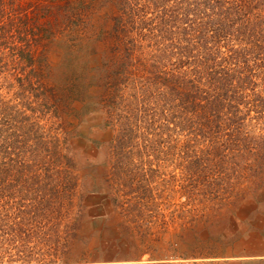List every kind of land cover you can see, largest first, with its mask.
<instances>
[{
  "label": "trees",
  "instance_id": "trees-1",
  "mask_svg": "<svg viewBox=\"0 0 264 264\" xmlns=\"http://www.w3.org/2000/svg\"><path fill=\"white\" fill-rule=\"evenodd\" d=\"M65 1L0 0V264H264V0H116L102 74L57 93L47 44L87 21ZM105 129L88 184L74 140ZM237 220L244 253L194 251Z\"/></svg>",
  "mask_w": 264,
  "mask_h": 264
},
{
  "label": "rangeland",
  "instance_id": "rangeland-1",
  "mask_svg": "<svg viewBox=\"0 0 264 264\" xmlns=\"http://www.w3.org/2000/svg\"><path fill=\"white\" fill-rule=\"evenodd\" d=\"M64 2L65 0H59ZM66 2V1H65ZM64 2V3H65ZM72 13H77L80 7H84V14L86 18L85 27L76 33H66V37H58L56 40L47 44V55L50 63L49 76L47 78V87L54 88L57 93H61L60 90L66 85H76L77 82H83L78 84L93 83L91 77L100 76L103 71L97 70L99 65L102 64L103 59L109 56V40L103 38L101 34L109 32L112 26L111 18L116 11V0H70ZM48 0H17V4L20 7H33L35 11L41 9ZM83 3V6H81ZM68 4V3H67ZM54 6V10L56 9ZM11 12V8L9 9ZM56 12L58 9L55 10ZM22 28V26H21ZM14 35L18 36L17 32ZM41 50V47L38 51ZM75 110L80 109V102L74 103ZM74 123L75 117L71 118L68 123ZM69 123V124H70ZM88 123V122H86ZM86 124L84 131L89 133L91 128ZM72 129V126H69ZM111 129L105 130H93L87 138H77L74 140L76 149L79 153V159L82 164V175L85 181L89 184L92 180H96L105 175V167L96 166L91 168L87 166V158L92 157L94 161H97L99 165L102 162L103 156H100L101 150L98 148L96 141L104 143V147H108V144L113 136ZM103 145V144H102ZM101 157V158H100ZM264 199V194L262 195ZM256 198L249 196V198L242 202L238 207H234L230 212L226 213V216L234 215V218L239 217L246 218L253 214L255 211ZM113 209V208H112ZM114 210V209H113ZM225 215V213H223ZM254 216V217H253ZM256 216L264 218V204L260 207L259 213H254L252 217ZM245 220H237L238 227L235 229L234 225L228 227L226 222L218 223V227H214L211 232L207 231V228L200 225L197 229L198 233H189L190 238L193 240L198 239L196 242L194 251L196 252H209L213 253H228L235 255L242 254L243 248H250L252 243L246 244L240 242V237H246L249 233V227ZM121 220L114 212H112L111 218L105 220L103 223L97 221V228L106 227L105 230L110 235L114 229L121 226ZM223 237L221 238V235ZM254 236V234H253ZM217 240H221V244ZM226 254V255H228ZM246 254V253H245ZM146 260V258L144 259ZM236 258H234V261ZM176 264H193V262L176 261ZM201 264V263H200Z\"/></svg>",
  "mask_w": 264,
  "mask_h": 264
}]
</instances>
